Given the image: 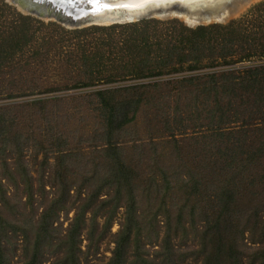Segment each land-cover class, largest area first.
Returning a JSON list of instances; mask_svg holds the SVG:
<instances>
[{
  "label": "trees",
  "instance_id": "1",
  "mask_svg": "<svg viewBox=\"0 0 264 264\" xmlns=\"http://www.w3.org/2000/svg\"><path fill=\"white\" fill-rule=\"evenodd\" d=\"M50 71L61 74L55 87ZM120 83L130 84L106 87ZM9 84L106 88L88 101V137L60 130L42 100L0 107V264H95L106 240L104 264H185L192 252L193 264H264V218L246 220L264 208V0L225 24L147 19L74 30L0 0V86ZM162 93H175L170 113ZM142 107L160 124L156 138L190 126L206 134L162 147L148 133L137 145L127 129ZM123 144L140 153L135 162Z\"/></svg>",
  "mask_w": 264,
  "mask_h": 264
},
{
  "label": "rangeland",
  "instance_id": "2",
  "mask_svg": "<svg viewBox=\"0 0 264 264\" xmlns=\"http://www.w3.org/2000/svg\"><path fill=\"white\" fill-rule=\"evenodd\" d=\"M9 6H11V5H9ZM12 8L15 10L14 7H12ZM247 9L248 8L244 9L237 17H235V19L238 18L240 15H242ZM30 17H32V16H30ZM33 18L44 23V24L53 23L56 26H58L59 28H63L64 30H74V29L65 28V27L61 26L60 23H57L51 19L47 20V19H37L35 17H33ZM87 27H89V26H87ZM83 28H86V27H83ZM78 29H81V28H78ZM51 60L57 61V57L56 56L53 58L51 57ZM247 64L248 63H243V65H236L235 67H237V68L243 67V66H246ZM60 76H61V74H59V72H57V71L48 72L44 76L45 78H47L46 81H48L50 83L49 84L50 86H48V87H55V85H58V83H59L58 81L60 79ZM6 79L9 82V77ZM161 80L163 82H166L168 79L166 77H164ZM129 84L130 83H120V84H113V85L106 86V87H112V88L116 87L117 88V87H124V86H127ZM0 87H1L0 89H4L3 91L0 90V107H10V108H13L14 111H23V110H21V108H24L23 106L25 104H28V103H30L32 101H36V100H42V101L46 102V104L44 106V111L47 112V114L49 115V117H51L53 119V121L56 120L57 123H59L58 125H59L60 130H63V129L72 130V131H74V132H72L73 135H75L76 133L78 135L80 133L82 135V137L90 136L91 130H93L95 127L94 120H93L92 114H91L92 112H90V110H92V108H91L92 104L90 105L88 103V101L91 99L92 93H94L97 89L106 88V87H102V86H97V87H92V88H67V89H55V88H53V90H45V91H40V92H29V91H25V90H17L15 86L10 85V84L7 87L3 86V85H1ZM8 87H15V88L10 89ZM5 89H8V90H5ZM153 94L156 96V93H153ZM162 95H163L162 96L163 97V109L170 113L174 107L175 93H162ZM183 97L184 98L182 101H186V95H183ZM26 111L31 112V110H26ZM150 113H151V110H149L147 107H142V109L138 112L136 120L133 123H131V125L127 129V134H129V137H134V135H138L137 137H139L141 139V140L135 142V144H137V145L144 143V142L145 143L147 142V141L143 140V137L145 135H148V133L151 135V137H153L152 139H154V141H157V143H160L162 147H166L167 146L166 142L170 139L176 140L179 144H181L180 146H185L186 144L192 145L194 143H187V142L189 140L193 141L192 138H197L203 134H206V130H205L204 126L203 127L199 126V127H195V128H191V126H190V127H187L186 131L184 132V135H180V134H178V132H174L173 135H171V136L156 138L157 136L160 137L162 135L161 132L159 133L160 124H157V122H154V121L150 122L149 118H150V115H152ZM201 123H203V122H201ZM232 123H236V125H239V121L232 122ZM233 125H235V124H233ZM61 126L64 128H61ZM146 129H148L149 132H147ZM120 138L122 140H127L126 137H120ZM121 139H119V140H121ZM73 140H75V139H73ZM198 140H199V138H198ZM197 144L202 146L201 143H199L198 141H197ZM123 146H126L124 148V152L126 155H124V156L133 159L132 161L135 162V160H137L136 158H138L137 155H140V153H137L136 149L130 150L129 148H127L129 145L123 144ZM40 156L41 155H39L37 157V160L40 159ZM167 158H170V160H172V157H170V156L165 157V159H167ZM141 164H142V166H145L146 163L143 162ZM179 165L180 164L172 162L173 167L174 166L177 167ZM35 168H36V166H35ZM35 168L30 167V171H34ZM204 194H205L204 192L201 193L202 196ZM174 201L178 203V201L176 199H174ZM195 203L198 206L202 205L198 201H195ZM170 204H171V202H170ZM253 210H256L255 207L253 208ZM67 217L68 218L71 217V213H69L67 215ZM258 217H260V220L264 218V208L257 211V214L255 216H249L246 220H250L249 223H252V221L257 220ZM121 218H122V211L119 209V211H117L115 217L113 218L112 224L110 226V231H109L110 234H115V232L118 230V224L120 223ZM164 220H165L164 217L161 215L157 216V218H156L155 227L158 228L159 231L162 230V229H160V227H162L161 225H162V222ZM58 223L62 224V228H64L67 224V221L65 220L64 217L60 216L58 219ZM159 236H160V234H159ZM196 237H198V235H195V238ZM244 237H246V234ZM188 239H190L189 236H188ZM83 244H84V242L81 243V245H83ZM112 246L113 245H112V243H109V240L103 241V243L100 245L99 253H98V255H96V258H95L96 260L93 262H95V264L106 263L108 260V257L110 256V251L112 249ZM189 246H191V244ZM196 247L197 246H195L194 249H192L193 247L192 248L189 247V250H195ZM241 248H243V247L241 246ZM145 249H146V252L148 254H152V251H154L153 249H156V247H152L151 245H147L145 247ZM190 256H193V252ZM190 256H188L186 258L185 264H193ZM88 259H90L89 256H88ZM43 264H48V263L45 262Z\"/></svg>",
  "mask_w": 264,
  "mask_h": 264
},
{
  "label": "water",
  "instance_id": "3",
  "mask_svg": "<svg viewBox=\"0 0 264 264\" xmlns=\"http://www.w3.org/2000/svg\"><path fill=\"white\" fill-rule=\"evenodd\" d=\"M22 15L37 19L54 20L68 29L87 26H109L133 23L140 20L175 19L188 28L210 24H225L235 19L251 4L263 0H211L206 6L193 9L180 5L176 1L165 6H152L146 3L140 11H127L124 4L139 0H4ZM129 13V14H127ZM182 14L192 18L185 20Z\"/></svg>",
  "mask_w": 264,
  "mask_h": 264
},
{
  "label": "bare ground",
  "instance_id": "4",
  "mask_svg": "<svg viewBox=\"0 0 264 264\" xmlns=\"http://www.w3.org/2000/svg\"><path fill=\"white\" fill-rule=\"evenodd\" d=\"M172 1H176L177 3L187 7L188 9H193L194 7L200 5L206 6L211 0H139V1H133L130 4H124V6L122 7L125 8L128 12L129 11L138 12V10L140 11L139 8L145 5L146 3H151L153 4L152 6H165V4ZM181 16H183L184 19L188 21H191L192 19L184 14H182Z\"/></svg>",
  "mask_w": 264,
  "mask_h": 264
}]
</instances>
